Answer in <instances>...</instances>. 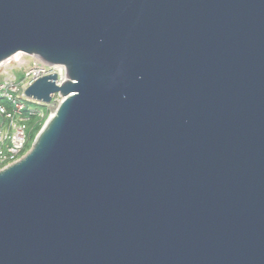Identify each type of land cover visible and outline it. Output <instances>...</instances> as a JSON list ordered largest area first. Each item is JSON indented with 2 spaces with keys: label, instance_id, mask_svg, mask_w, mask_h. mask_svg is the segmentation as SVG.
I'll use <instances>...</instances> for the list:
<instances>
[{
  "label": "water",
  "instance_id": "obj_1",
  "mask_svg": "<svg viewBox=\"0 0 264 264\" xmlns=\"http://www.w3.org/2000/svg\"><path fill=\"white\" fill-rule=\"evenodd\" d=\"M63 100L0 169V264H264V0H0V64Z\"/></svg>",
  "mask_w": 264,
  "mask_h": 264
},
{
  "label": "built area",
  "instance_id": "obj_2",
  "mask_svg": "<svg viewBox=\"0 0 264 264\" xmlns=\"http://www.w3.org/2000/svg\"><path fill=\"white\" fill-rule=\"evenodd\" d=\"M9 60L11 58L5 62ZM25 72L21 79L13 73L0 82V169L17 162L27 153L30 140L29 123L34 118L40 120L46 116L43 109L30 107V102L43 103L29 98L25 92L26 88L39 77L53 72L57 73L58 85L67 79V70L63 64H48L38 58ZM62 100L63 98L55 93L52 101L46 105L49 110V107L57 109ZM54 112L51 111L50 114Z\"/></svg>",
  "mask_w": 264,
  "mask_h": 264
},
{
  "label": "rangeland",
  "instance_id": "obj_3",
  "mask_svg": "<svg viewBox=\"0 0 264 264\" xmlns=\"http://www.w3.org/2000/svg\"><path fill=\"white\" fill-rule=\"evenodd\" d=\"M13 57V58H12ZM11 60H9L8 62H4L2 64H0V82L4 80V78L7 75L13 74L15 73L18 77V79H21L25 76V69L28 68L30 65H32L35 60L36 57L31 56V55H27L25 53H18L15 56H12ZM17 57V58H16ZM30 107L34 108V109H43L45 112L48 109V106L46 104H40V103H34V102H30ZM49 114L50 115L51 111H55V107H49ZM47 114V113H46ZM37 118H34L30 123H29V132L30 134L32 133L33 127L35 126V123ZM31 141H29L30 143ZM33 143V141H32ZM31 143V146H32Z\"/></svg>",
  "mask_w": 264,
  "mask_h": 264
},
{
  "label": "trees",
  "instance_id": "obj_4",
  "mask_svg": "<svg viewBox=\"0 0 264 264\" xmlns=\"http://www.w3.org/2000/svg\"><path fill=\"white\" fill-rule=\"evenodd\" d=\"M46 116L40 120H36L37 122L35 123V126L33 127V130H32V133L30 134V140L31 141L30 143H28L27 145V150L30 149L31 147V143L32 141L34 140L35 136L37 135V133L40 131V129L42 128L44 122L46 121L47 117H48V114H49V109L46 110Z\"/></svg>",
  "mask_w": 264,
  "mask_h": 264
},
{
  "label": "bare ground",
  "instance_id": "obj_5",
  "mask_svg": "<svg viewBox=\"0 0 264 264\" xmlns=\"http://www.w3.org/2000/svg\"><path fill=\"white\" fill-rule=\"evenodd\" d=\"M16 55V54H15ZM14 56V55H13ZM17 58V57H16Z\"/></svg>",
  "mask_w": 264,
  "mask_h": 264
}]
</instances>
